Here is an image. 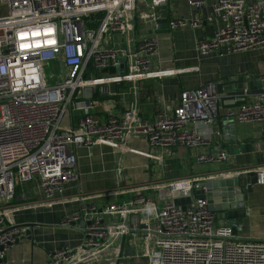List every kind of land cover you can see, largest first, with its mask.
I'll return each mask as SVG.
<instances>
[{
	"label": "built area",
	"instance_id": "obj_1",
	"mask_svg": "<svg viewBox=\"0 0 264 264\" xmlns=\"http://www.w3.org/2000/svg\"><path fill=\"white\" fill-rule=\"evenodd\" d=\"M183 1L190 18L178 15L172 0H0V264L27 233L15 220L18 188L37 181L46 204L54 203L78 179L72 148L103 145L121 157L153 158L132 149L130 139L143 136L150 149L209 145L192 124L211 126L219 118L222 96L215 84L183 91L172 110L149 117L137 102L109 117L98 115L102 100L117 95L113 87L129 84L135 90L143 81L177 74L160 67L163 11L171 31L222 22L211 40L195 44L200 56L264 49V0ZM209 4L212 11L203 17ZM48 65L58 82L47 81ZM259 82L257 97L226 117L262 122L264 143V75ZM245 95L251 97L247 90ZM67 114L74 118L71 127L62 123ZM226 160L224 152L206 153L197 155L196 165ZM254 171L264 186V165ZM202 184L191 177L72 199L81 203L80 211L62 225L83 223L82 244L50 252L49 262L108 263L124 238L129 245L143 235L140 255L148 264H264V242L237 241L232 227L217 225L209 200L195 195L205 189ZM106 196L125 201L98 203ZM177 198L190 203L179 205Z\"/></svg>",
	"mask_w": 264,
	"mask_h": 264
},
{
	"label": "crops",
	"instance_id": "obj_2",
	"mask_svg": "<svg viewBox=\"0 0 264 264\" xmlns=\"http://www.w3.org/2000/svg\"><path fill=\"white\" fill-rule=\"evenodd\" d=\"M172 1L178 15L185 18L192 16L193 12L187 2ZM211 11L209 4L202 10V16L207 17ZM222 26L220 20H215L197 30H159L160 67L175 70L177 74L158 81H143L135 90L129 84L117 85L113 87L117 95L104 98L98 110V115L105 118L137 102L141 114L149 117L159 110H172L181 92L215 84L222 96L219 118L211 126L192 124V128L209 145L194 149H150L143 136L130 139L129 146L132 149L150 153L153 158L132 153L121 157L112 148L103 145L72 148L77 158L78 179L68 183L63 193L56 195L54 203L46 204L41 185L37 181L18 188L15 200V206L19 209L15 213L16 223L32 224L35 227L32 229V240L26 236L16 244L10 250L6 264H49L50 252L79 248L83 240L82 224L73 229L58 227L66 218L80 211L81 203L72 199L114 192L122 189V184L126 185L123 188L133 189L191 177L205 184L212 183L210 190L205 187L196 190L195 195L197 198H207L209 203L213 199L208 197L209 192L218 196L212 203L217 225L232 227L235 238L264 242V186L256 183L257 175L254 171L264 165L263 123H240L233 120V128H228L225 122L230 110L255 99L260 93L259 78L264 75V54L261 57V53L264 50L200 56L195 44L211 40ZM246 90L250 98L246 97ZM62 123L65 127H71L74 118L67 114ZM221 152L228 155V160L200 167L196 165L197 155H218ZM120 159L122 164H118ZM136 164L140 166L138 173L133 172V165ZM116 199L125 201L123 197L106 196L99 199L98 203L110 204ZM162 202L160 199L161 205ZM175 203L188 205L190 201L177 198ZM142 238L143 235L137 240H131L129 244L130 248L136 250L135 256L140 255L142 250ZM119 254L117 249L112 251V259L101 264H116ZM133 257L122 258L120 264H131L130 259ZM144 261L148 264L147 258Z\"/></svg>",
	"mask_w": 264,
	"mask_h": 264
},
{
	"label": "water",
	"instance_id": "obj_3",
	"mask_svg": "<svg viewBox=\"0 0 264 264\" xmlns=\"http://www.w3.org/2000/svg\"><path fill=\"white\" fill-rule=\"evenodd\" d=\"M162 15H163V19L161 20V29L163 28H168V20H167V14L165 11L162 12ZM91 19L94 18V15H91L90 16ZM226 126L228 128H233V119H226ZM225 133H227V129L225 130ZM118 164H122V160L120 159ZM204 187H206L207 189H211L212 187V183L211 182H206L202 184ZM208 197L209 198H213L212 201L210 200V209L214 212L215 211V208L212 206V203H213V200L214 199H217L218 196L216 194H212L211 192L208 193ZM226 210V209H225ZM216 211H221V210H218L216 209ZM82 226H84V224L82 223ZM20 227H23V228H26L27 229V233H26V236H28L29 240H32V229L35 227L34 225L32 224H28V225H21ZM59 228H67V229H73L72 227H68V226H58ZM235 240L237 241H240V242H251V243H262V242H259L257 240H252V239H238V238H235ZM136 255V250L133 249V248H130V246L127 244V239L124 238L123 241H122V244H121V249H120V255H119V260L117 261L116 264H120L122 258H126V257H133ZM49 264H51L49 262Z\"/></svg>",
	"mask_w": 264,
	"mask_h": 264
},
{
	"label": "rangeland",
	"instance_id": "obj_4",
	"mask_svg": "<svg viewBox=\"0 0 264 264\" xmlns=\"http://www.w3.org/2000/svg\"><path fill=\"white\" fill-rule=\"evenodd\" d=\"M261 50H264V49H261ZM259 52H263V51H259ZM262 54H264V53H261V57L263 56ZM44 72L46 74V78H47L48 82H58V80L56 79L57 72L54 71V69L51 65L45 66ZM51 75L53 76L54 79H52L50 77ZM139 169H140V166L138 164L133 165V172L138 173ZM124 171H126V170H124ZM123 187H126L125 184H122V189H130V188H123ZM117 190H121V189H117ZM13 205L15 206V204H13ZM144 258L142 255H137V256L130 259L132 261L131 264H145Z\"/></svg>",
	"mask_w": 264,
	"mask_h": 264
}]
</instances>
